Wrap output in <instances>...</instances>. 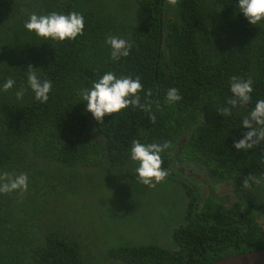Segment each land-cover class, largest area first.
<instances>
[{"label":"trees","instance_id":"trees-1","mask_svg":"<svg viewBox=\"0 0 264 264\" xmlns=\"http://www.w3.org/2000/svg\"><path fill=\"white\" fill-rule=\"evenodd\" d=\"M134 2L141 17L125 23L98 0H0V173L28 176L27 191L0 193V264H85L87 248L78 236L56 219L42 218L33 203L38 196L66 198L76 187L89 196L102 189L99 177L112 176L109 190L118 204L135 203L147 190L131 159L135 140L170 141L161 153L166 178L176 179L171 165L191 167L206 179L209 195L203 199L192 179L190 185L178 180L173 187L184 193L169 217L176 221L172 245L126 246L115 257L127 264H212L264 248L258 224L264 217V141L247 150L233 147L247 131L243 118L264 99V20L251 24L238 0H178L173 8L166 0ZM53 11L82 14L83 34L45 40L25 28L31 14ZM109 36L130 42L129 56L114 58ZM29 65L52 81L46 103L31 89L16 96L27 88ZM105 72L139 77L148 110L129 106L97 121L79 93ZM233 76L252 79V100L225 117L217 109L233 95ZM8 78L16 83L5 92ZM170 88L182 99L169 103ZM249 174L261 180L251 191L243 188ZM220 183L230 184L239 199L223 205L232 197L219 196Z\"/></svg>","mask_w":264,"mask_h":264},{"label":"clouds","instance_id":"clouds-1","mask_svg":"<svg viewBox=\"0 0 264 264\" xmlns=\"http://www.w3.org/2000/svg\"><path fill=\"white\" fill-rule=\"evenodd\" d=\"M166 2L176 5L178 0H166ZM238 8L253 25L264 20V0H238ZM24 26L28 31L35 32L37 36L43 37L45 40H75L83 34L85 19L82 14L76 11L68 14L55 11L46 15L33 13ZM106 43L110 45L114 58L129 56L132 48L130 42L116 36L107 37ZM37 70L38 68H34L32 65L28 66L26 70L27 88L22 86L16 92L18 99L22 98L28 89H31L37 101L42 103L48 101L49 93L52 90V81L42 80L37 74ZM15 83L13 78H8L2 85L3 91L7 92L12 89ZM141 91H144V88L139 77L135 79L130 76L118 78L113 72H105L99 79L92 80L91 87L81 89L79 94L82 101L86 102V110L102 123L106 115L119 113L129 106L141 107L147 111V103L141 104L139 95ZM230 91L233 95L227 100L226 106L217 109L225 117L232 114L233 108L251 102L253 81L250 77L245 80L233 76ZM146 95L151 96V90H148ZM166 95L169 103H175L182 99L176 88H170ZM150 117L154 121L155 117ZM242 125L247 131L243 133L242 138L234 141L233 147L236 150L252 149L264 141V99L256 101L248 115L243 118ZM171 147L170 141L144 144L135 140L131 146V159L138 162V167L135 169L136 178L152 188L162 182L168 176V172L162 168L161 153ZM260 183L261 180L257 179L255 175L249 174L243 180V188L251 191L253 184L259 185ZM27 189L28 176L26 173L15 176L6 171L0 173V193L10 194L15 191H27Z\"/></svg>","mask_w":264,"mask_h":264},{"label":"rangeland","instance_id":"rangeland-1","mask_svg":"<svg viewBox=\"0 0 264 264\" xmlns=\"http://www.w3.org/2000/svg\"><path fill=\"white\" fill-rule=\"evenodd\" d=\"M98 1L122 22L135 23L141 17L134 0ZM112 179L113 176L110 179L99 177L96 183L103 185L102 189L89 196H85L84 188L76 187L66 198L60 197L49 202V198L44 201L38 196L33 204L42 211V218L56 219L78 236V241L87 248L82 252V259H87L85 264H127L115 257L117 250L123 247L146 242L172 245L170 227L176 221L169 217L173 207L177 210L181 206L183 193L181 186V190L173 187L177 181L165 178L155 188L147 186L140 199L125 207L118 204L115 191L109 190ZM218 187L219 193L226 195L231 186ZM230 203L231 200L227 205Z\"/></svg>","mask_w":264,"mask_h":264},{"label":"flooded vegetation","instance_id":"flooded-vegetation-1","mask_svg":"<svg viewBox=\"0 0 264 264\" xmlns=\"http://www.w3.org/2000/svg\"><path fill=\"white\" fill-rule=\"evenodd\" d=\"M171 167L175 171L174 173L171 172V176L172 177H173V175L176 176V179H172V180L177 181L176 185H180V182L179 181H182L185 184L190 185L192 183V182H190L191 179H192V180H194L193 183L194 182L197 183L199 190L200 191H204L203 199H207L208 198L209 188L207 186H205L206 185V179L204 178L203 175H201L200 173H197L198 172L197 170H195V169H193L191 167H188V166H184L183 167V166H180V165H171ZM168 173H169V171H168ZM220 185L227 186L224 183H220V184L216 185V188H217V186L220 187ZM217 192L219 193V191H217ZM227 192H228V194H226V195H228L229 197H232L230 199L231 200V203L233 201L239 199L238 196L235 194V192L232 190V186L230 187V189ZM183 193H184V191H183ZM219 196H221L222 198H224V195L221 194V193H219ZM186 202H187V200H186ZM225 202H227V201H222V204L223 205H227V203H225ZM258 224H259L260 228H262L264 230V217H261L258 220Z\"/></svg>","mask_w":264,"mask_h":264},{"label":"water","instance_id":"water-1","mask_svg":"<svg viewBox=\"0 0 264 264\" xmlns=\"http://www.w3.org/2000/svg\"><path fill=\"white\" fill-rule=\"evenodd\" d=\"M184 140L183 137L180 143ZM212 264H264V249L223 257Z\"/></svg>","mask_w":264,"mask_h":264}]
</instances>
